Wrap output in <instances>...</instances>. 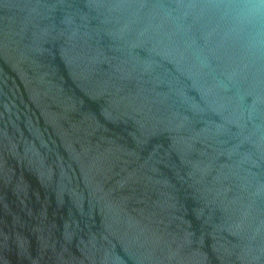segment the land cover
<instances>
[{"label": "water", "instance_id": "95a60500", "mask_svg": "<svg viewBox=\"0 0 264 264\" xmlns=\"http://www.w3.org/2000/svg\"><path fill=\"white\" fill-rule=\"evenodd\" d=\"M0 264H264V0H0Z\"/></svg>", "mask_w": 264, "mask_h": 264}]
</instances>
